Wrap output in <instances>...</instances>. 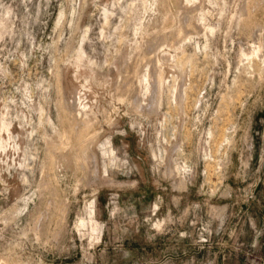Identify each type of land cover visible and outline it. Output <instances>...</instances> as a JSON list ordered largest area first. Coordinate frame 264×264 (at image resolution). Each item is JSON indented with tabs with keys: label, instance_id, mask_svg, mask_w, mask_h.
Segmentation results:
<instances>
[{
	"label": "rangeland",
	"instance_id": "1",
	"mask_svg": "<svg viewBox=\"0 0 264 264\" xmlns=\"http://www.w3.org/2000/svg\"><path fill=\"white\" fill-rule=\"evenodd\" d=\"M0 264H264V0H0Z\"/></svg>",
	"mask_w": 264,
	"mask_h": 264
},
{
	"label": "bare ground",
	"instance_id": "2",
	"mask_svg": "<svg viewBox=\"0 0 264 264\" xmlns=\"http://www.w3.org/2000/svg\"><path fill=\"white\" fill-rule=\"evenodd\" d=\"M255 51V50H254Z\"/></svg>",
	"mask_w": 264,
	"mask_h": 264
}]
</instances>
